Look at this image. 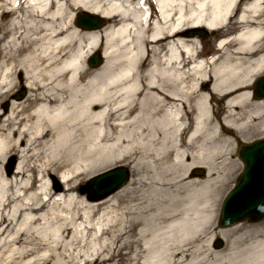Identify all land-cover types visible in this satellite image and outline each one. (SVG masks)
I'll return each instance as SVG.
<instances>
[{"label":"bare ground","instance_id":"obj_1","mask_svg":"<svg viewBox=\"0 0 264 264\" xmlns=\"http://www.w3.org/2000/svg\"><path fill=\"white\" fill-rule=\"evenodd\" d=\"M145 1L0 0V98L17 69L29 87L3 122L0 113V159L22 153L11 177L0 170V264H105L115 255L111 264H264V228L241 241L228 238L240 224L212 233L207 253L197 243L214 221L212 171L232 165L237 139L264 129V98L252 94L264 71V0ZM76 10L111 23L80 30ZM193 27L217 32L207 58L184 36ZM100 46L103 62L87 72ZM125 154L138 179L94 202L75 193L74 179ZM39 156L38 175L59 174L61 191L24 194ZM198 167L204 179L192 178ZM217 235L230 241L225 252L208 246ZM88 239L102 243L91 261L81 251Z\"/></svg>","mask_w":264,"mask_h":264},{"label":"rangeland","instance_id":"obj_2","mask_svg":"<svg viewBox=\"0 0 264 264\" xmlns=\"http://www.w3.org/2000/svg\"><path fill=\"white\" fill-rule=\"evenodd\" d=\"M82 11L85 10H76L74 13V17H73V24L75 26V17ZM88 12V11H85ZM92 14V13H89ZM92 15H96V16H100L97 14H92ZM101 17V16H100ZM105 22L104 24L99 27L102 28L104 27L106 24L111 23L108 19L104 18ZM80 30H83L80 27H77ZM98 28V29H99ZM86 30V29H85ZM97 30V29H96ZM187 31V32H186ZM186 33H184L185 37H195L198 41L197 44V52L200 54V57H204L207 58L210 55L213 54L214 52V40L216 39V35L217 32L214 30H207L204 27H193V28H188L186 29ZM203 31V32H202ZM96 51L100 52V55L102 54V47H98L96 48L93 52H91V54L86 58L85 60V68L87 72H90L94 69H97L98 66H100L102 64V62L96 66V67H91L88 64V59L90 57H92ZM102 57V56H101ZM103 61V58H102ZM264 74V71L261 72L260 74L256 75L254 78L259 77L260 75ZM9 79L13 80V86H10V88L8 89V91L6 92L5 96L3 98H0V113H2L1 115V121L3 122L4 119H6V117L9 115V109H10V105L11 102H19L22 101L25 96L28 93L29 87L25 86V75L24 72L22 70L17 69L15 72H13ZM208 86V83H203L202 85V89H206ZM24 92V96L22 97V99H18V95L20 92ZM253 93V90H252ZM214 104L217 106L218 104L216 102H214ZM3 136V133L0 131V136ZM264 136V129L263 128H258V130H256L253 134L250 135H246L244 137H241L239 139H237L232 145L231 149H232V153H231V160H232V165L229 166H218L216 167L212 172L213 175H211V177H215V184L214 186L218 189L219 191V196L217 198L216 204H215V212H214V221L212 222V226L210 228H208L207 230H205L203 233H201L200 237L197 240L198 244L202 245V251L203 253H207L209 251H207V240L209 238V236L213 233L216 234L219 230H224V228H220L217 224V220H218V213H219V209H220V205H221V201L224 197V195L226 194V192L232 188L239 172L242 169V163L241 161L237 158L236 155V148L238 147V145L240 143H247L255 138H261ZM13 152V151H12ZM12 152H9L8 155L2 157L0 159V170H8L10 172V177L13 175L14 171H16V166L18 162L22 161V153L18 152L17 154H14ZM136 154L133 155V157L136 156L139 157L138 153L135 152ZM13 156V157H12ZM125 158L126 160L120 161V160H115L113 163L108 164L107 166L91 173L88 174L84 177H79L76 178L72 181L71 184H73V186L75 187V193H79L81 194L83 197L87 198L90 200V202H94L97 201V199H93L91 194H90V190H89V180L96 174L101 173L107 169H111L114 168L118 165H123L124 167H126L129 170V178L128 181L125 183L126 185H129L128 183L130 182L131 179H138V174L141 175V173L143 172L142 170L140 171V169L138 167H134L133 166V162L131 161V158L129 159V154H125ZM128 159V160H127ZM221 158L217 159L220 160ZM37 163V170L34 172V175H36V181L34 178V182H33V186L30 190L26 191L24 194L29 195L30 192H37V193H42L43 190H47V189H51V190H56V191H61L63 189V184L61 182L60 179V175L57 173L52 172L51 170H48V168L46 167V171L44 170V176H42L41 174L38 175V168L40 166H44L45 165L43 163L45 162V159L43 158V156H39L38 160L35 161ZM144 162V160L142 161ZM32 164V163H31ZM36 169V168H35ZM206 174V169L202 168ZM139 170V172H138ZM141 172V173H140ZM48 173V174H47ZM205 174L201 175V176H197V177H192V178H199V179H204L206 176ZM33 175V172L27 171L25 173L24 176L20 177L19 182L16 184L15 190L17 191V193L22 194L23 191L22 189H20L22 186H24V184L26 183V181H28V183L30 182V179L28 178V176ZM10 181V179H9ZM33 181V180H32ZM0 183H4L3 181H0ZM124 185V186H126ZM124 186H122L121 188H123ZM121 188H119L118 190H120ZM117 190V191H118ZM77 191V192H76ZM116 191L112 192L109 195H112L113 193H115ZM107 195V196H109ZM106 196V197H107ZM105 198V197H104ZM102 199V198H101ZM55 200V199H53ZM49 203V205L47 206V208H45L42 212H47L52 206V201ZM239 226H241V229L238 231V233H235V235H230L231 237H228L230 240H232L236 234L237 237H240L239 235H242L238 241L245 239H250L251 234H253L254 231V227H256L257 229H262L264 228V219L259 221V222H255V223H250L247 221H242L240 223ZM231 228V227H230ZM216 238H221V236L219 237V235L215 236L210 244L208 245L209 248L213 251H221L223 250V252H225V250H227V244L228 242H230L227 238H221L224 242V246L221 249H217L216 247H214L215 244V239ZM88 244L85 246V248H82L81 251L84 253V258L91 261L93 260V255L95 254V251L97 248H99V245H101L102 243L100 242H96L95 240H91L88 239L87 240ZM106 242V241H104ZM109 245V243H108ZM237 245H239V243H237ZM110 249H112L111 251H113L115 248L111 247ZM60 249H58L57 251H59ZM200 250V251H201ZM125 249H122V253H125ZM45 250H41L38 255L42 256L44 255ZM115 253H116V249H115ZM214 255L209 256L208 259H213ZM117 260V256H114V259L110 262H106L105 264H111L114 263ZM77 264H84L83 260L81 261L80 258H78L75 261ZM90 264H95V263H90ZM96 264H102L100 262L96 263Z\"/></svg>","mask_w":264,"mask_h":264},{"label":"water","instance_id":"obj_3","mask_svg":"<svg viewBox=\"0 0 264 264\" xmlns=\"http://www.w3.org/2000/svg\"><path fill=\"white\" fill-rule=\"evenodd\" d=\"M75 23L84 29H95L104 24V19L88 13H80ZM101 62L99 53L96 52L88 63L97 66ZM256 97L264 96V76L256 79L254 83ZM22 96V93L19 97ZM239 159L244 168L235 187L226 195L220 210L219 225L230 226L240 220L256 221L264 218V138L249 144L240 145L237 150ZM128 172L124 167L106 171L95 176L90 181V192L94 199L106 196L126 182ZM222 244L217 239L214 246Z\"/></svg>","mask_w":264,"mask_h":264}]
</instances>
